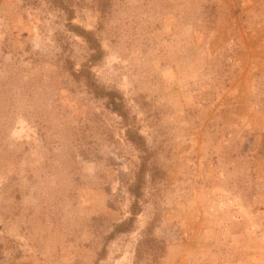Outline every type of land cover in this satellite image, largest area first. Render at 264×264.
Segmentation results:
<instances>
[{
  "label": "rangeland",
  "instance_id": "1",
  "mask_svg": "<svg viewBox=\"0 0 264 264\" xmlns=\"http://www.w3.org/2000/svg\"><path fill=\"white\" fill-rule=\"evenodd\" d=\"M65 1L0 0V264H264V0ZM71 23L150 154L111 239L141 154Z\"/></svg>",
  "mask_w": 264,
  "mask_h": 264
},
{
  "label": "trees",
  "instance_id": "2",
  "mask_svg": "<svg viewBox=\"0 0 264 264\" xmlns=\"http://www.w3.org/2000/svg\"><path fill=\"white\" fill-rule=\"evenodd\" d=\"M49 1L64 10L68 19H72L74 11L65 0ZM69 26L70 30L85 40L91 50V55L79 68H76L73 61L66 56L60 60L61 68L68 72L71 81H79L83 83L87 92L91 93L95 99L104 100L105 106L113 113H116L121 118L123 124L129 126L125 135L128 141L131 142L141 154L139 169L137 170L135 180L130 187V192L134 198L129 209L131 216L118 222L114 226L109 234V238L111 239L118 234L131 231L135 224L136 215L141 210L140 198L143 196L150 154L145 137L138 131V129L131 126V113L126 107L122 94L116 89H111L101 84L96 78L95 73L92 71V65L96 64L104 56V51L99 38L92 30H87L79 25H74L73 23Z\"/></svg>",
  "mask_w": 264,
  "mask_h": 264
}]
</instances>
